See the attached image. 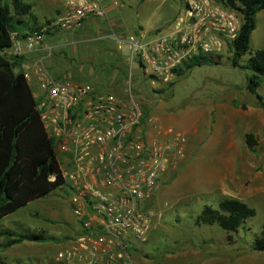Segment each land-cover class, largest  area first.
Instances as JSON below:
<instances>
[{"label":"rangeland","instance_id":"374dc122","mask_svg":"<svg viewBox=\"0 0 264 264\" xmlns=\"http://www.w3.org/2000/svg\"><path fill=\"white\" fill-rule=\"evenodd\" d=\"M25 1L41 17L52 13L49 0ZM120 2L117 14L123 28L113 21L114 26L109 27L97 20V26L85 22L74 29L49 32L45 41L52 52L45 64L55 77L90 79L96 86L100 84V91L120 97L129 87L141 102L144 122L152 116L161 127L185 134L183 157L168 164L150 201L160 214L158 222L145 242L136 243L133 255L158 264H264V251L251 248L264 228V107L258 106L247 88L249 69L233 66L228 49L220 63L195 66L185 75H175L169 84L145 82L138 68L130 71L124 60L127 49H119L115 37L141 33L150 37L164 32L183 12L187 0ZM261 12L264 9L256 15L250 51L239 57V64L246 65L254 50L264 46ZM111 52L115 56L110 57ZM113 74L116 78L111 82ZM257 91L264 100V81ZM249 132L255 137L254 150L245 142ZM68 197L64 186L57 187L0 219V229L18 234L43 231L52 238L42 256L12 258L2 256L0 250V257L8 264H57L55 250L63 243L62 235L73 238L75 234L68 223L75 217L69 202L64 204ZM222 197L239 198L255 209V215L236 232L195 221L204 204L216 206ZM167 254L173 259L165 257Z\"/></svg>","mask_w":264,"mask_h":264},{"label":"built area","instance_id":"2783aa9c","mask_svg":"<svg viewBox=\"0 0 264 264\" xmlns=\"http://www.w3.org/2000/svg\"><path fill=\"white\" fill-rule=\"evenodd\" d=\"M62 11L24 37L11 33L2 53L19 57L18 71L32 88L43 128L51 138L69 193L77 227L70 244L55 259L67 264H135L136 243L147 240L159 213L150 201L168 164L182 158L183 132L161 127L131 88L120 97L96 86L55 77L45 60L49 32L80 27L100 19L111 27L108 6L120 0H62ZM242 25L234 7L217 0H187L183 12L164 32L115 37L126 47L125 61L151 84H169L175 68L197 54L221 56L231 49ZM31 53L32 60L23 59ZM15 67V68H16ZM54 180V175L50 176Z\"/></svg>","mask_w":264,"mask_h":264},{"label":"trees","instance_id":"16d2710c","mask_svg":"<svg viewBox=\"0 0 264 264\" xmlns=\"http://www.w3.org/2000/svg\"><path fill=\"white\" fill-rule=\"evenodd\" d=\"M236 8L242 15V25L231 44V64L249 69L247 88L254 94L258 106L264 107L263 96L257 91L264 81V48L255 49L246 65L239 64V57L250 51V38L256 27V15L264 9V0H217ZM40 25L32 12V4L24 0H0V219L42 198L59 187L60 173L54 145L43 128L32 88L20 71H15L19 57L9 58L2 51L12 43L11 33L18 37L37 29ZM220 63V56L197 54L175 68V75H185L195 66ZM74 80V79H73ZM145 82L150 78L143 77ZM95 85L90 79L77 80ZM171 83V82H170ZM245 142L250 150L256 145L252 133H246ZM54 175V180L50 176ZM255 215V209L236 197H222L217 205L204 204L196 217L197 224H217L227 232H236L244 221ZM0 235L14 236L6 246L22 240L44 241L42 231L16 236L3 230ZM251 248L264 251V228L252 240ZM0 264H8L0 257Z\"/></svg>","mask_w":264,"mask_h":264},{"label":"crops","instance_id":"0c3cea01","mask_svg":"<svg viewBox=\"0 0 264 264\" xmlns=\"http://www.w3.org/2000/svg\"><path fill=\"white\" fill-rule=\"evenodd\" d=\"M25 1V0H24ZM50 1V5H49V10L52 12L51 13V15H48V16H46V15H44V16H40L39 14H36L35 12H33V7H32V12L34 13V15L36 16V18H37V23L39 24V25H42L45 21H47V20H49V19H53L55 16H57L61 11H62V8H63V2H62V0H49ZM117 7L118 6H112V5H109L108 6V13H109V16H110V19H111V25H113V23H116L117 24V26L119 27V29L120 28H123V25H122V23H120V18H119V15L117 14ZM120 7H122V4L120 5ZM263 10V9H262ZM261 11V10H260ZM260 11L257 13L258 15H259V13H260ZM260 18H261V20H262V24H264V14H263V12H261V14H260V16H259ZM97 20H100V19H89V20H87V21H85L86 23H89L90 25H93V26H97ZM112 21H113V23H112ZM84 22V23H85ZM106 24V23H105ZM108 26V25H107ZM114 26V25H113ZM257 26V25H256ZM256 28V27H255ZM255 30V29H254ZM253 30V31H254ZM252 31V32H253ZM140 35H143L142 33L140 34ZM252 35V34H251ZM47 42V41H46ZM260 48H264V46H262V47H260ZM257 49H259V48H257ZM115 56V53H110V57H112V56ZM37 56V54L36 53H31V54H29V55H27V56H25V57H22V60L23 59H28V60H32L33 58H35ZM124 60H125V57H124ZM126 63V62H125ZM17 68V69H16ZM15 69L16 70H18V67H16ZM135 68H137V67H135ZM115 78H116V76H115V74H113L112 75V77H111V82H113V80H115ZM94 86H96V84L94 85ZM96 88L98 89V91L99 92H103V91H100L101 89H102V87L100 86V84H97V86H96ZM59 187H61V186H59ZM68 191V190H67ZM69 192V191H68ZM69 196H70V193H69ZM39 199H41V198H38V199H35V200H33V201H38ZM68 199V200H67ZM66 200H65V202H64V204L66 203V202H69V204H70V201H69V197L67 198ZM33 201H31V202H33ZM30 202V203H31ZM29 204V203H28ZM27 204V205H28ZM26 206V205H25ZM25 206H23V207H25ZM23 207H21V208H23ZM70 207H71V204H70ZM20 209V208H19ZM71 209H72V207H71ZM18 210V209H17ZM17 210H15V211H17ZM15 211H13V212H15ZM13 212H11V213H13ZM73 213V212H72ZM10 214V213H9ZM8 215V214H7ZM7 215H5V216H7ZM5 216H3V217H5ZM73 216H74V214H73ZM2 217V218H3ZM75 217V216H74ZM1 218V219H2ZM76 219V218H75ZM75 219L71 222V221H69L68 223H70V225L72 226V229H73V231H75L76 230V227H77V225H76V222H75ZM3 230H9V231H12L13 232V234L16 236L18 233H16L15 231H13V230H10V229H0V232L1 231H3ZM36 232H38V231H36ZM43 232V231H42ZM29 233H32V232H29ZM20 234H22V233H20ZM6 235H0V250H2L3 251V255L2 256H6V255H8V256H10V257H12V258H18V257H20V256H22V255H36V254H40L41 256L44 254V247L47 245V244H49L50 242H48L47 243V241H50L52 238H50V237H47V239L46 240H44V241H32V240H22V241H20V242H16V243H14V244H12V245H10V246H6V243L7 242H9V240H10V238H13L14 236H6L7 237V239L6 240H3L2 239V237H5ZM10 237V238H9ZM62 237H63V243H60V244H58V246L59 247H56V250H55V254L57 253V251H59L60 249H62V248H64V247H67L69 244H70V242H71V238H72V235H70V234H68V233H65V234H63L62 235ZM24 241H31V242H26V243H28V244H26V243H24ZM42 242H46V243H42ZM31 243H33V244H31ZM35 243V244H34ZM19 244H22V245H24L23 246V248H18V247H16L17 245H19ZM37 245H40V246H37ZM6 249H9V250H7L6 251ZM6 252V253H5ZM167 255H169V254H167ZM165 256V257H168V259L170 260V259H173L172 258V256L171 255H169V256ZM133 257H134V261H135V264H158V263H152L151 262V260L150 259H148L147 257H145V256H143V255H133ZM57 264H64V262L62 263V262H56ZM67 264V263H66ZM177 264V263H176Z\"/></svg>","mask_w":264,"mask_h":264}]
</instances>
